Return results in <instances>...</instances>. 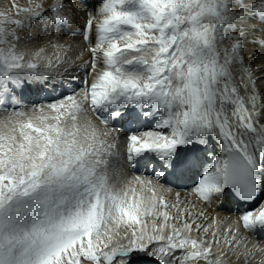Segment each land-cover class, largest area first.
<instances>
[{
    "label": "snow or ice",
    "instance_id": "1",
    "mask_svg": "<svg viewBox=\"0 0 264 264\" xmlns=\"http://www.w3.org/2000/svg\"><path fill=\"white\" fill-rule=\"evenodd\" d=\"M249 44L264 0H9L0 264H264Z\"/></svg>",
    "mask_w": 264,
    "mask_h": 264
},
{
    "label": "bare ground",
    "instance_id": "2",
    "mask_svg": "<svg viewBox=\"0 0 264 264\" xmlns=\"http://www.w3.org/2000/svg\"><path fill=\"white\" fill-rule=\"evenodd\" d=\"M21 3H23V0H20ZM9 5V0H0V8H3L5 6ZM83 25V20L77 18L74 22V27L76 28V30H79L80 27H82ZM64 39H68V40H75L77 43L81 42V38L80 37H69V36H64ZM248 50L250 53L254 54L253 55V59H252V64L253 66L256 65L257 62H259V58L261 56H264V50L261 49L259 44H249L248 45ZM84 58L88 59L89 55L87 52H85L84 54ZM246 58H247V54H246ZM213 215H215L216 213L213 212ZM227 209H222L220 211V215H227ZM249 240H251L253 243H256L258 241V239H260L261 237H264V233H258L257 235H253L251 233H247ZM261 259L260 254L258 253L256 255V261H259ZM241 264H243V262L241 261Z\"/></svg>",
    "mask_w": 264,
    "mask_h": 264
}]
</instances>
